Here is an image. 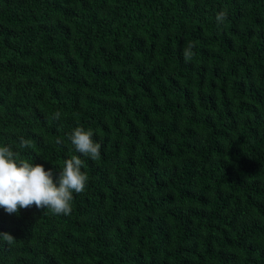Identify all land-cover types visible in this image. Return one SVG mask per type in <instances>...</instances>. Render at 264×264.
Here are the masks:
<instances>
[{
  "label": "trees",
  "instance_id": "obj_1",
  "mask_svg": "<svg viewBox=\"0 0 264 264\" xmlns=\"http://www.w3.org/2000/svg\"><path fill=\"white\" fill-rule=\"evenodd\" d=\"M5 145L87 182L0 208V264H264V0H0Z\"/></svg>",
  "mask_w": 264,
  "mask_h": 264
},
{
  "label": "clouds",
  "instance_id": "obj_2",
  "mask_svg": "<svg viewBox=\"0 0 264 264\" xmlns=\"http://www.w3.org/2000/svg\"><path fill=\"white\" fill-rule=\"evenodd\" d=\"M227 17L226 11L216 16L217 24H222ZM194 43L188 42L183 49L185 62L193 57ZM54 120L60 119L56 112ZM69 140L76 152L91 160L100 157V144L93 141L91 130L76 127L69 135ZM58 144L60 140L56 141ZM31 142L20 137L19 147L27 148ZM82 160L72 156L64 161L54 182L53 169L45 170L43 165L29 163L19 159L18 153L9 145L0 146V208L9 215L18 214L20 209L35 205L38 209H49L59 215H69L72 211L73 194L84 191L87 176L81 171ZM0 238L11 244L14 237L7 232H0Z\"/></svg>",
  "mask_w": 264,
  "mask_h": 264
}]
</instances>
